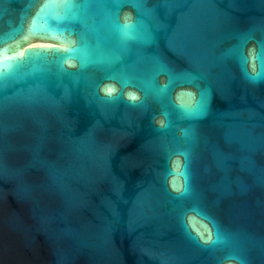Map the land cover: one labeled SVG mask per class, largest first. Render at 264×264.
Wrapping results in <instances>:
<instances>
[{"label":"water","instance_id":"1","mask_svg":"<svg viewBox=\"0 0 264 264\" xmlns=\"http://www.w3.org/2000/svg\"><path fill=\"white\" fill-rule=\"evenodd\" d=\"M88 3L0 0V264H264V0Z\"/></svg>","mask_w":264,"mask_h":264},{"label":"snow or ice","instance_id":"2","mask_svg":"<svg viewBox=\"0 0 264 264\" xmlns=\"http://www.w3.org/2000/svg\"><path fill=\"white\" fill-rule=\"evenodd\" d=\"M63 6L68 8V9H71L73 7H76V8H87V7L90 6V4L88 3V0H84V2L81 3V4H74L72 2V0H64V5ZM124 27L127 28L128 25H124ZM261 54L264 55V46H262ZM238 55H239L240 59L242 60V62H246V57L243 56L242 51H240L238 53ZM106 91L110 94L113 91V89L107 88ZM132 99L135 100V97H132ZM197 110L198 111H203L204 110V105L203 104L198 105ZM166 126H167L166 124H162L161 128H164ZM182 174L185 175V187L183 189V192H181V195H184V194H186L189 191V187H188V184H187L186 173H182ZM211 243L212 244H226L227 240L219 231H217L215 233V239H213L211 241Z\"/></svg>","mask_w":264,"mask_h":264},{"label":"clouds","instance_id":"3","mask_svg":"<svg viewBox=\"0 0 264 264\" xmlns=\"http://www.w3.org/2000/svg\"><path fill=\"white\" fill-rule=\"evenodd\" d=\"M158 123L164 124L163 121H158ZM223 264H243V261L236 256L229 255L224 258Z\"/></svg>","mask_w":264,"mask_h":264}]
</instances>
